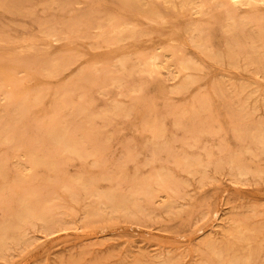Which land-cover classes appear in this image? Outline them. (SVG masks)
<instances>
[{
  "label": "rangeland",
  "instance_id": "1",
  "mask_svg": "<svg viewBox=\"0 0 264 264\" xmlns=\"http://www.w3.org/2000/svg\"><path fill=\"white\" fill-rule=\"evenodd\" d=\"M197 1L0 0V264H264V1Z\"/></svg>",
  "mask_w": 264,
  "mask_h": 264
},
{
  "label": "bare ground",
  "instance_id": "2",
  "mask_svg": "<svg viewBox=\"0 0 264 264\" xmlns=\"http://www.w3.org/2000/svg\"><path fill=\"white\" fill-rule=\"evenodd\" d=\"M215 1V0H214ZM228 1V3L230 4V6H231V8L229 9V12L232 14V15H235L236 14V12H237V9L240 7V6H242V5H247V4H251V3H256V2H263L264 0H227ZM164 2H170V3H173L172 2V0H164ZM205 2H206V0H205ZM221 3V2H220ZM180 4H181V7H188L189 8V10L192 12V13H198L199 12V8H200V3L197 1V0H180ZM220 5V4H219ZM222 6V5H221ZM220 7V6H219ZM221 8V7H220ZM150 14H151V17H150V19L151 20H156V18L157 19H163L164 17L162 16V15H160L159 13H157L156 11H150ZM180 14V13H179ZM183 14V13H182ZM186 14V13H185ZM240 18H241V20H244L245 18H244V16H240ZM95 22V21H94ZM201 22H203V21H201ZM200 23V22H199ZM201 25V24H200ZM206 25V24H205ZM119 26V25H118ZM199 26V25H198ZM136 27V26H135ZM258 31V30H257ZM85 34V33H84ZM131 38V37H130ZM67 39V38H66ZM124 39V38H123ZM195 39V38H194ZM119 42V41H118ZM121 42V41H120ZM97 44V43H96ZM99 44V43H98ZM97 44V45H98ZM100 46V45H99ZM168 47V46H167ZM95 48V47H94ZM104 48V47H103ZM165 48V47H164ZM163 48V49H164ZM176 48V47H175ZM162 49V50H163ZM174 49V48H173ZM29 54V53H28ZM153 57V56H152ZM204 57V56H203ZM205 58V57H204ZM47 61V60H46ZM138 61V60H137ZM153 61L156 63V57L154 56L153 57ZM181 66H182V69H184V70H188L189 68H190V65H189V63L187 62V61H184V60H182L181 62ZM179 63V64H180ZM161 64V63H160ZM179 66V65H178ZM35 67V66H34ZM26 68V67H25ZM43 68V67H42ZM51 68V67H50ZM38 69V68H37ZM44 69V68H43ZM140 72H141V70H139ZM95 73V72H94ZM177 74V73H176ZM169 75V74H168ZM171 76H172V74H171ZM172 78H173V76H172ZM184 78V77H183ZM181 85V84H180ZM71 104H73V103H71ZM11 108V107H10ZM12 110V109H11ZM126 113V112H125ZM66 116V115H65ZM2 118V117H1ZM34 123H36V122H34ZM69 124V123H68ZM19 128H21V126L19 127ZM63 131V130H62ZM52 136V135H51ZM56 136H57V134H56ZM58 137V136H57ZM57 139V138H56ZM61 139V138H60ZM73 144V143H72ZM193 146V145H192ZM30 148H31V146H30ZM75 148H73V150H74ZM46 152V151H45ZM71 152V151H70ZM23 154V153H22ZM24 155V154H23ZM46 155V154H45ZM58 155V154H57ZM25 157V156H24ZM33 157V156H32ZM188 158V157H187ZM189 159V158H188ZM195 160V159H194ZM95 161V160H94ZM193 165V164H192ZM27 166H28V164H27ZM194 166V165H193ZM14 167V166H13ZM29 168V167H28ZM240 168V167H239ZM23 169V168H22ZM24 169H25V167H24ZM238 169V168H237ZM24 171V170H23ZM26 171H27V169H26ZM25 171V172H26ZM189 172H191V171H189ZM22 174V173H21ZM13 175H15V174H13ZM25 175V177H26V173L24 174ZM24 179V178H23ZM27 180H25V182H26ZM29 181V180H28ZM24 182V181H23ZM16 187V186H15ZM93 192V191H92ZM118 204V203H117ZM103 206V205H102ZM102 208V207H101ZM22 212H23V210H21ZM25 216L27 217V218H31V217H34V213L33 212H31L30 211V209H27L26 211H25ZM30 227V226H29ZM236 227V226H235ZM2 230V229H1ZM226 230V229H225ZM238 230H239V228H238ZM5 231V230H4ZM235 231V230H234ZM250 231V230H249ZM227 232V231H226ZM243 231H241V233H242ZM239 233H240V231H239ZM247 234V233H246ZM230 235V234H229ZM240 236V235H239ZM236 240V239H235ZM194 247V246H193ZM237 262V261H236Z\"/></svg>",
  "mask_w": 264,
  "mask_h": 264
}]
</instances>
